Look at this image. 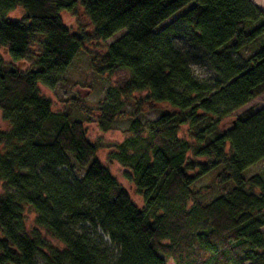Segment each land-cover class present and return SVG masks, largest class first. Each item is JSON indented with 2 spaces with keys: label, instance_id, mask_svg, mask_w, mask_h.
Instances as JSON below:
<instances>
[{
  "label": "trees",
  "instance_id": "obj_1",
  "mask_svg": "<svg viewBox=\"0 0 264 264\" xmlns=\"http://www.w3.org/2000/svg\"><path fill=\"white\" fill-rule=\"evenodd\" d=\"M18 8L23 19L8 20ZM179 37L209 61L212 82L195 78ZM87 46L93 73L128 75L107 88L96 123L108 132L129 121L108 159L126 169L143 208L97 159L84 122L41 93ZM263 94L264 11L251 0H0V110L10 125L0 131V264H264V175L248 174L264 160V108L224 128ZM208 176L216 193L203 200L197 182ZM28 209L63 248L28 228Z\"/></svg>",
  "mask_w": 264,
  "mask_h": 264
},
{
  "label": "rangeland",
  "instance_id": "obj_2",
  "mask_svg": "<svg viewBox=\"0 0 264 264\" xmlns=\"http://www.w3.org/2000/svg\"><path fill=\"white\" fill-rule=\"evenodd\" d=\"M258 8L264 11V0H251ZM192 4L183 10L181 13L174 16V18L185 13ZM25 16V12L22 8H18L14 12L10 13L7 17L11 21H20ZM62 19L64 24L72 31L77 30L76 19L67 12L62 13ZM171 20V19H170ZM169 20V21H170ZM167 21L165 24L169 23ZM117 36L113 37L116 39ZM113 40H109L107 44L112 43ZM175 47L180 50L193 71L195 78L200 82H212L215 78V74L211 69L209 61L204 58V56L193 49L188 41L184 37H179L175 40ZM87 52L81 51L74 59L72 65L60 78V82L53 89H48L44 86H40V90L43 96L47 97L52 102V108L55 112L66 111L72 118L80 119L84 122V126L87 131V136L90 142L97 144L99 150L97 153V159L102 162L112 175L117 179V181L127 190L133 203L139 208H143L144 201L140 195L137 194L134 186L124 177V169L117 163H111L108 159L109 153L111 151L110 145L114 143H121L125 137L128 135L127 130L129 128V121L127 118H122L120 121L115 123L112 130L108 132H102L96 119L98 117V106L101 104L106 97V90L108 87H118L120 86L128 77L127 73H117L114 76H99L93 73L90 69V56L88 53L95 52V49L91 46L86 47ZM4 59L8 61L7 56L4 55ZM264 108V94L260 97L255 98L242 108L235 111L230 118L225 120L224 128H230L233 121L238 115L243 113L248 109H254L256 111ZM127 111H130L131 106L128 103L126 106ZM170 108L167 105L160 106L159 109L151 114H148V118L157 119L161 114L169 111ZM10 125L2 117V112L0 110V131L9 130ZM181 137L187 138L186 128L183 129ZM1 148V147H0ZM71 165L74 168L73 172L76 176L80 177L83 175V171H79L74 162L71 161ZM249 175L262 174L264 175V160L260 163L254 165L248 170ZM211 182V177H204L197 182V187L200 189L201 196L203 200H210L215 196V190L208 188ZM5 193L4 186L0 181V195ZM35 217L33 211L27 210L26 219L29 229L37 228L35 225ZM42 236L49 240L51 244L55 247L63 248V245L48 235L42 229ZM99 235L103 237L104 242L107 243V247L110 248L111 245L106 236L99 232ZM112 251L113 249L110 248ZM167 264H174L173 261L168 260Z\"/></svg>",
  "mask_w": 264,
  "mask_h": 264
}]
</instances>
